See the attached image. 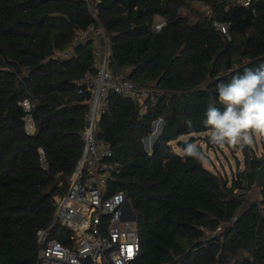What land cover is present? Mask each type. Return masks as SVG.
<instances>
[{
	"label": "trees",
	"instance_id": "1",
	"mask_svg": "<svg viewBox=\"0 0 264 264\" xmlns=\"http://www.w3.org/2000/svg\"><path fill=\"white\" fill-rule=\"evenodd\" d=\"M98 8L97 20L86 0H0V264L37 263L36 232L53 223L55 198L82 155L90 94L77 88L96 46L94 38H73L98 21L111 40L109 69L158 92L144 115L140 102L112 92L99 123L122 165L111 192L123 189L138 215L142 245L131 264H264V189L261 200L247 196L256 150L244 146L247 167L229 180L173 146H182V135L208 132L207 105L222 107L217 84L264 63V0H99ZM161 19L166 24L154 30ZM215 20L230 23V38ZM63 50L71 57L55 56ZM24 98L35 104L33 134ZM160 118L148 152L143 138ZM53 235L68 243L66 228Z\"/></svg>",
	"mask_w": 264,
	"mask_h": 264
},
{
	"label": "built area",
	"instance_id": "2",
	"mask_svg": "<svg viewBox=\"0 0 264 264\" xmlns=\"http://www.w3.org/2000/svg\"><path fill=\"white\" fill-rule=\"evenodd\" d=\"M86 1L92 15L98 20L99 0ZM236 1L251 6L257 0ZM205 9L207 13L211 12L209 4L205 5ZM165 24V20H158L153 29L160 30ZM214 24L230 38L229 22L215 20ZM91 38L103 39L105 50L96 48L95 60L85 72L83 84L77 88V93L90 94L89 108L81 130L83 152L67 179L66 191L55 198L53 223L36 232L39 244L36 264H84L86 260L91 264H131L141 250L138 219L124 217V214H131L127 205L130 198L123 189L111 192L110 183L122 171V165L112 159L110 143L99 137V123L101 115L109 106L112 92L140 102V115H144L149 106L155 104L158 92L150 85L141 86L109 69L111 40L100 21L97 26L78 30L73 42H87ZM55 56L67 59L71 53L68 50L57 51ZM20 104L27 111L26 131L33 134L37 131L31 114L35 104L28 98H24ZM206 142L209 147L219 146L211 143L209 137ZM38 153L41 165L47 168L44 148L39 147ZM59 226L67 229L68 243L53 235V230Z\"/></svg>",
	"mask_w": 264,
	"mask_h": 264
},
{
	"label": "clouds",
	"instance_id": "3",
	"mask_svg": "<svg viewBox=\"0 0 264 264\" xmlns=\"http://www.w3.org/2000/svg\"><path fill=\"white\" fill-rule=\"evenodd\" d=\"M216 92L222 107L209 103L202 120L211 143L243 148L253 144L254 135L264 136V63L220 82ZM187 123L191 125V121ZM185 153L204 159L193 144L187 146Z\"/></svg>",
	"mask_w": 264,
	"mask_h": 264
},
{
	"label": "rangeland",
	"instance_id": "4",
	"mask_svg": "<svg viewBox=\"0 0 264 264\" xmlns=\"http://www.w3.org/2000/svg\"><path fill=\"white\" fill-rule=\"evenodd\" d=\"M193 4L199 7H202V3L200 1H193ZM183 13H188L187 9H182ZM194 20V19H192ZM192 137L195 139L193 145L201 144L203 146V162L206 167L211 169L214 172H217L221 176H225L229 180L238 174L240 170H243L247 167V163L245 161V153L244 147L240 148L239 146L233 147L225 144L223 147L221 146H208L206 140V133H191L182 135L180 140L184 143L179 145L178 141H173V146L177 151H183L184 144L190 143ZM187 145V146H188ZM184 148V150L187 148ZM254 150H256L257 155L260 156L264 153V141L263 136H253V144L249 145ZM145 147V146H144ZM153 147V146H152ZM148 152H152V149ZM213 165V166H212ZM251 189V188H250ZM250 189H248L247 196L252 200L253 196L250 193ZM85 263V262H84Z\"/></svg>",
	"mask_w": 264,
	"mask_h": 264
},
{
	"label": "water",
	"instance_id": "5",
	"mask_svg": "<svg viewBox=\"0 0 264 264\" xmlns=\"http://www.w3.org/2000/svg\"><path fill=\"white\" fill-rule=\"evenodd\" d=\"M159 120L162 122V125H161V128H160V132H158V134L155 135V137H154V142H155L156 138L161 133L162 128H163V126L165 124V121H164L163 118H160L158 120L153 121V123H152V132L143 138L144 146H145V149L147 151L151 150V148L148 147V142H147L148 138L150 137V135H152L154 133L156 122L159 121ZM154 142H153V144H154ZM153 144H152V146H153ZM187 145L188 144H184V148ZM255 158L259 162V167H258V170H257V175L255 177L254 183L251 186L250 193L253 196L252 200L258 201V200L262 199V193H263V189H264V153L262 154V156H258V157H255ZM127 205L130 208V210H131V214H124V217L125 218L134 219V220L138 219L137 212L133 208L132 202L130 200L127 201Z\"/></svg>",
	"mask_w": 264,
	"mask_h": 264
},
{
	"label": "crops",
	"instance_id": "6",
	"mask_svg": "<svg viewBox=\"0 0 264 264\" xmlns=\"http://www.w3.org/2000/svg\"><path fill=\"white\" fill-rule=\"evenodd\" d=\"M94 43H95V46H96L97 49H103V50H105L104 49V40L103 39L95 40ZM150 148L152 149V146ZM178 152L184 154L185 153V150L183 148V151H178Z\"/></svg>",
	"mask_w": 264,
	"mask_h": 264
},
{
	"label": "bare ground",
	"instance_id": "7",
	"mask_svg": "<svg viewBox=\"0 0 264 264\" xmlns=\"http://www.w3.org/2000/svg\"><path fill=\"white\" fill-rule=\"evenodd\" d=\"M160 128H161V127H160ZM159 132H160V131H159ZM157 134H158V133H157ZM157 134H156V135H157ZM154 137H155V136H154ZM147 142H148V143L150 142V138L148 139ZM153 142H154V139H153ZM152 144H153V143H152ZM148 147H149V146H148Z\"/></svg>",
	"mask_w": 264,
	"mask_h": 264
}]
</instances>
